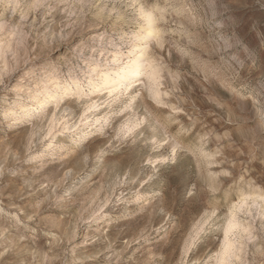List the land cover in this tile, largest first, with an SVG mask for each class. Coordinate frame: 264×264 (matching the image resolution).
Wrapping results in <instances>:
<instances>
[{"label":"rangeland","instance_id":"374dc122","mask_svg":"<svg viewBox=\"0 0 264 264\" xmlns=\"http://www.w3.org/2000/svg\"><path fill=\"white\" fill-rule=\"evenodd\" d=\"M30 1L14 11L0 2V41L17 32L0 63V264H212L231 204L264 198V0ZM139 7L156 28L159 103L139 85L128 109H107L101 131L91 116L82 139L61 128L87 98L55 109L28 99L30 116L10 115L42 74L83 81L142 24ZM128 117L145 120L124 133ZM174 140L172 158L162 146ZM257 202L240 217L252 237L239 241L237 264H264Z\"/></svg>","mask_w":264,"mask_h":264},{"label":"bare ground","instance_id":"6f19581e","mask_svg":"<svg viewBox=\"0 0 264 264\" xmlns=\"http://www.w3.org/2000/svg\"><path fill=\"white\" fill-rule=\"evenodd\" d=\"M42 1L43 0H32L28 4V8L36 10L39 6H41ZM0 2H3L4 5L9 6L12 11L16 10V8L20 5V0H0ZM140 7L138 14L141 18L142 24H140L137 30L132 31L129 37L121 36V45H116L113 51H108L104 58L98 57L89 65L86 64L88 66L86 68L83 81L75 79L73 76L62 78L57 76L48 77L42 74L40 78L34 82V89L25 92L26 98H21L19 101L14 102L10 108H8L7 111L10 112V115L14 116L16 113L21 112L27 113V116H30V101H28V99L38 103L43 102L47 105L49 104V106L55 109L58 103L68 96H75L77 99L84 97L87 99L82 104L84 107L76 123L72 125L64 123L61 128L68 132L72 131L73 129H76L77 131L82 130V133H76L75 136V138L82 139L84 137L83 128H85L87 125H91V123L89 124L91 121L93 122L94 128H97L101 131L103 126L107 124L108 114L111 111L107 109L113 104H124L123 107H120L116 110L117 112H123L128 109L130 107V103L135 100L137 96L138 90H136V87L139 85L144 87L148 98H150L155 103H159L161 97V69L157 64V58L151 56L148 53V44L156 32V28L154 26L152 14ZM26 8H24L25 12H27ZM22 14L24 17V14L27 13ZM3 26L4 24L0 22V31L4 28ZM9 32L10 39L6 42L0 41V63L4 64L3 66L6 65L5 63L7 62L8 52L15 51L11 48L10 43L13 41V36H15L17 32H14V28ZM98 55L100 56L101 54ZM48 84L50 85V88L47 87ZM14 90L19 92L21 91V88L18 86L15 87ZM100 96L110 99H108L109 102L106 103L105 107H102L103 105L101 106V108H105L103 113H98V111L101 109L97 103L98 100L101 99ZM139 96H141V94ZM141 103L143 104V107L146 109V111H149L153 108L152 105L147 101L142 100ZM110 109H112V107ZM132 111H134V109ZM41 116L42 115H40V117ZM51 116L52 117L49 119V129H47L49 133L47 132L48 134L46 133V136L50 135V130L52 131L53 126L56 127V125H53L54 122H56V120L53 118L54 115ZM91 116H93L92 120L89 121ZM133 116L139 115L134 113ZM143 120H145V118H141V120L138 118L132 120L130 117H128L125 124L123 125V132L127 133L132 131L134 128L138 127ZM148 139H150L153 144H157L158 147L163 141V138H159V131H157L155 127L153 128V133ZM177 145L178 142L174 140L172 143L162 146V149L171 148V154L173 158V156L176 154L175 149L177 148ZM254 196L251 197L249 194H241V198L231 204L230 212L223 224L220 226L222 239L220 241L221 243L219 249L215 250L216 252H214L212 260L213 262H211L212 264H237L241 261L239 258L240 255H238L237 252H239L240 249L238 246L243 244H241L239 241L241 239L250 240L252 236L250 232V226L247 225L248 223L245 224L246 222L240 220V217L244 215L251 217V207H256L258 205L257 201L264 202L263 197L259 195L255 197ZM260 215L263 216L264 212L260 213Z\"/></svg>","mask_w":264,"mask_h":264}]
</instances>
